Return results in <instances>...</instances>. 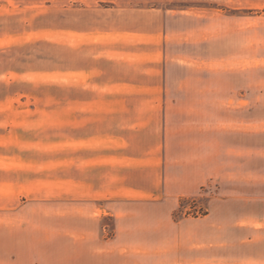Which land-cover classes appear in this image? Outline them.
Listing matches in <instances>:
<instances>
[{
	"label": "crops",
	"instance_id": "obj_1",
	"mask_svg": "<svg viewBox=\"0 0 264 264\" xmlns=\"http://www.w3.org/2000/svg\"><path fill=\"white\" fill-rule=\"evenodd\" d=\"M168 25L158 7L108 8L89 26L77 24L76 61L62 59V195L84 206L100 201L102 215L117 222L114 237L84 234L78 244L99 243L91 264H264L261 254L229 253L243 243L227 239L223 205L174 218L181 198L223 188L232 173L253 187L260 178L230 172L243 126L230 122L228 96L214 100L213 64L170 60ZM142 209L156 213L153 226L138 223Z\"/></svg>",
	"mask_w": 264,
	"mask_h": 264
},
{
	"label": "rangeland",
	"instance_id": "obj_2",
	"mask_svg": "<svg viewBox=\"0 0 264 264\" xmlns=\"http://www.w3.org/2000/svg\"><path fill=\"white\" fill-rule=\"evenodd\" d=\"M113 7L160 8L173 64H213L214 100L228 96L230 122L244 129L230 172L255 170L260 184L232 173L223 188L213 183L181 198L174 218L223 205L227 239L244 244L229 253L261 254L263 263L264 0H0V222L14 223L0 224V264H91L99 243L78 239L116 235V218L102 215V202L85 204V213L61 189L62 59L76 61L77 24L89 26ZM155 215L142 209L138 223L153 226Z\"/></svg>",
	"mask_w": 264,
	"mask_h": 264
}]
</instances>
